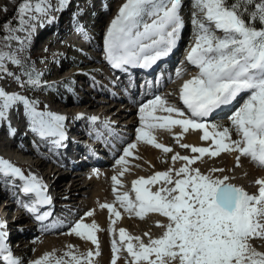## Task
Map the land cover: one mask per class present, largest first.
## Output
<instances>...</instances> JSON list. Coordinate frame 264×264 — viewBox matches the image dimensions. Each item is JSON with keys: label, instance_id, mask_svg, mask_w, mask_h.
<instances>
[{"label": "snow or ice", "instance_id": "6c2138e0", "mask_svg": "<svg viewBox=\"0 0 264 264\" xmlns=\"http://www.w3.org/2000/svg\"><path fill=\"white\" fill-rule=\"evenodd\" d=\"M181 3L182 0H125L105 35V58L111 67L124 71L129 65L150 68L167 57L176 47L184 26L179 11ZM50 7L47 0H21L18 19L21 24H27L38 19L37 14L46 15ZM193 7L195 41L185 59L198 72L180 87L179 99L185 108H178L161 96L142 104L136 141L169 153L172 149L158 143L153 132L156 129L170 131L178 125L184 133L189 129L202 130L201 139L210 140L211 145L181 144L180 147L190 148L199 155L189 157L177 153L171 159L184 161L180 168H169L134 180V199L129 192L119 193L116 186L121 181L115 175L112 177L115 201L126 212L141 219L149 213H158L166 217L168 223L157 221V226L165 231L158 238L145 233L149 236L147 243L120 228L119 245L115 238L111 241V264H116L122 247L131 257V264H264V252L249 243L253 238L264 239V178L255 181L258 191L250 194L243 187L229 183L228 176L212 175L223 169L213 168L203 174L199 168L190 167L206 154L216 157L222 152H237V162L240 156L248 157L264 168V0H193ZM4 28L10 32L17 30L7 24ZM5 59L19 63L0 50V71L3 72H7ZM185 72L186 69H178L176 76L181 77ZM16 79L19 82V77ZM26 83L38 87L39 74L36 77L29 74ZM240 99L243 103L235 107ZM18 102L24 104L33 130L41 137H59L53 141L59 145L65 138L66 117L38 111L35 102L3 88H0V119L6 118L8 110ZM234 107L229 117L231 127L221 128L208 122L207 118L217 110ZM158 111L167 115H157ZM233 131L237 139H232ZM136 146V143L128 144L116 161L121 166L119 176L127 171V158L133 155ZM0 175L6 178L5 183L19 178L22 182L19 191L35 194L31 204L24 205L28 211L37 213L38 206L50 204L47 186L35 174L25 175L19 167L0 157ZM157 184L161 186L156 191L149 187ZM100 207L120 218L121 213L114 204L105 203ZM85 215L91 216L93 212ZM35 218L44 217L37 214ZM98 231L95 221L88 224L81 218L70 234L91 241L96 246L95 253L89 250L77 254L73 246L68 245V251L59 257L54 252L45 253L29 264H93V255H100ZM109 231L115 232V229L110 226ZM0 261L21 264L6 243L3 231H0Z\"/></svg>", "mask_w": 264, "mask_h": 264}, {"label": "bare ground", "instance_id": "6f19581e", "mask_svg": "<svg viewBox=\"0 0 264 264\" xmlns=\"http://www.w3.org/2000/svg\"><path fill=\"white\" fill-rule=\"evenodd\" d=\"M2 3L3 0H0V6L2 5ZM119 6L121 5H118V7ZM182 6L183 0L179 11L183 19L184 26L177 40V43L179 42L180 46H176L167 57H164V59L162 58L163 60L161 59L162 61L160 62L162 65L161 69L158 72L142 73L139 67H133L130 65L126 66L127 71L115 69L111 67L109 62L106 60L105 35L110 22L115 18L116 13H114L110 17L104 34V38L101 41L102 43H100L95 34H92L91 31H86L84 28L82 30H76V34L69 36V42H74L78 46L87 48V51L89 53L90 51L93 52V55L88 57V59L86 60L74 63L76 64V67L83 68L74 71L78 73V76H75L72 70L66 69V72H62V75L60 76L62 78L59 80H65L67 78L74 79L75 77H79L80 79L82 74L89 72L90 75L86 76V78H88L86 82L85 80L81 81V88H78V94L85 95V99L83 100L79 98L78 100H72L71 97L70 99L60 104L57 103L58 101L56 102L52 100L48 104V109L54 111L59 115L71 114L73 122L76 121L79 122V124H86L88 129L89 127L91 129H94L96 126L99 127L101 132L105 133V135L110 138V146L115 145L114 147H110L111 149H113L115 154H113V157L110 158V160L109 157L105 155L106 158H104V160L100 162L88 164L80 163V166L71 170L69 155L70 157H75L76 152H74L73 149H69L67 150V153L65 155L61 150L67 145L73 148L79 146V144L74 143V141H72L71 139L67 140L66 138H64L60 142V144L57 145L53 141L58 140L59 137H41L36 131H34V134L37 137L45 141V145H42L44 148L39 149L34 144L32 145V149L28 146H21L18 143L19 140H17L16 144H13L12 142L0 144V153H3V155H5V157L3 156V158L6 160L9 158L8 160L15 166L19 167L23 172L27 174L31 172L39 177L47 186L46 194L51 198L50 204L38 206L37 213L28 211L24 207V205H30L32 200L35 199V194L26 195L20 192L19 186L22 182L19 180V178L12 179L13 183H11L9 187L10 191L14 193L13 195L17 196L16 198L13 196L6 197L7 195L5 194V198L0 196V222H2V224H0V231H3L1 227L4 222L10 223V225L8 226L9 231L5 232L6 243L8 244L15 257H18L17 254L20 250V247L26 246V236L24 235L25 227H23L24 225H26V223L18 226L17 229L15 226L17 225L15 223V220L23 217L27 220L28 218H32V222L27 223L29 226L34 225V222L36 221L35 223L38 224V227L40 229L39 236H35L37 237L36 242L43 243L42 245L45 249L43 252L44 255L45 253H50L51 250L59 244V241L57 242L59 238L60 240H68V238H70L69 235H71V228L77 221L83 218L84 223L91 224L93 221H95L99 226L100 231H98L96 235L99 239L100 255H93L92 258L93 264H104L102 253L104 247H107L109 245L107 248L110 247L111 250V241L114 238L117 240L119 245V231L117 232L115 230V232L109 231L107 233H103V222L100 217H97L96 210L100 207L101 204L105 203L114 204L115 208L121 213L119 218L121 221L128 224V220L133 217L134 220L132 219V222L134 223V227L137 229L142 228L141 231L136 234L130 230L128 225L126 227H124V225V229H126V231L130 235L140 236L144 240V242L147 243L149 240V236L151 238H158L163 234V227L157 226L156 222L159 221L163 224L164 221L167 220L166 217H163L158 213H149L145 216V218L141 219L135 216L134 213L130 214L123 208V210L119 209L120 205L115 201L116 193L113 192L114 182L112 180V177L115 175L121 181V184L116 186L118 192H129L130 196L134 199L135 193L132 191V182L134 180L138 179L139 177L148 178L149 176L154 175L156 172L166 171L169 168L174 169L176 167V169H178L185 163L182 160H176L174 162L172 161L167 169H162L161 167L159 168L158 166L160 164L157 165V163H159V159L164 155L165 152H163L162 149H158L146 142L136 141V130L140 126V106L150 100H153L156 96H161L166 98L170 104L184 109L185 107L182 101L179 99V91L174 89V85L175 83H178L181 87L185 80L190 79L198 72V69L196 67L187 63L185 59L186 55L184 56L180 51L183 45L182 38L187 30V18ZM28 36L29 35L27 33H24V35L19 38V41L27 39ZM9 40L13 41V39L10 38ZM179 52H181L183 56V61L178 68L186 69L185 74L181 77H177V69H173L170 71L172 74L170 81H162L161 78L159 80L158 74H162L163 76L168 74V68L163 62H167L168 60L171 61L174 54H178ZM51 54L53 55V52H51ZM53 57L55 59L57 58L55 57V55H53L52 58ZM51 65L53 64L51 63ZM102 65L105 66L103 72L101 70H98ZM84 66H90L92 70H86L84 69ZM52 68H54V66H52ZM129 69H132V73L128 72ZM91 73L96 74L91 75ZM91 89L95 90L90 94ZM130 90L132 92H130ZM18 93L24 94L20 92ZM26 96H28V98L32 102L31 96H29L28 94ZM240 104L238 105L240 106ZM239 106L235 105V107ZM235 107L231 109L225 108L223 110H217L207 118L208 122L214 123L216 119H229L230 114L235 110ZM185 114L188 115L187 112H185ZM157 115L167 114L158 111ZM77 117L80 118L76 120ZM91 117H97V119L92 120ZM67 123L68 121H66L65 119L64 130ZM124 132H126L127 134H124ZM111 135L113 138L111 137ZM153 135L156 137V141L158 143L170 147L174 152L173 155L179 153L180 156L191 157L197 154L192 153L190 148L189 151L184 152L183 150H181V144H188L196 147H209L211 145L210 140L205 141L201 139L203 135L202 130L189 129V131L184 133L181 127L178 125L173 126L170 131L167 129H156L154 130ZM173 138L175 139L174 142L176 144L171 141ZM236 138H234L232 133V139ZM114 140L116 141V143L114 142ZM131 143H136L137 146L132 150L133 155L127 158V171L124 172L123 176H119L118 173L121 171V166L117 165L116 161L121 155H123L124 148H126L128 144ZM54 147L58 152V157H56L53 153L52 154L54 156H47L48 151L51 152ZM21 148L25 149V151H20ZM238 155L239 153L237 152H222L219 156L222 157L223 160L227 158L228 162H230L231 164H235V172H232V176L229 177L228 182L236 186L243 187L248 193L251 194L256 186H258L255 184V181L258 178H264V168L258 167L248 157L240 156L239 162H237ZM208 157L211 156L206 154L201 160H199V162H205L206 160H208ZM24 162H27V165H23ZM206 165H208V163H206ZM24 166H26L28 169L24 168ZM190 167L196 168L194 164L190 165ZM210 169L213 168L210 167ZM54 171L56 179L53 178V182L52 184H50V181H47V179L48 176H50ZM150 173L153 174L151 175ZM149 187L153 191L157 190L156 185H151ZM54 195H56L55 199ZM72 206L76 209L71 210V212L68 213ZM89 211H92L93 215L86 216L85 214ZM30 213L32 214V216H30ZM37 214L43 216L44 218L41 220H37L35 218ZM112 216V221L115 220V223H117L116 217L114 215ZM46 220L51 221L45 222ZM110 225L115 229L116 224L113 225L112 223H110ZM13 226L15 227L11 229V227ZM144 226H151L152 230L146 232L143 230ZM31 227L33 230V228H35V225ZM145 233H148L149 236H146ZM85 241L88 246L92 247L91 241ZM56 242L58 244H56ZM53 244H56V246H54ZM253 246L256 247L257 250L264 252V239L261 244H254ZM91 251L95 253L96 247ZM110 252L113 257L112 250ZM119 255H128V253L122 247L118 256ZM110 260H112V258ZM127 260L131 263V257L128 256ZM0 264H4V262L0 261ZM21 264L29 263L21 262Z\"/></svg>", "mask_w": 264, "mask_h": 264}, {"label": "rangeland", "instance_id": "374dc122", "mask_svg": "<svg viewBox=\"0 0 264 264\" xmlns=\"http://www.w3.org/2000/svg\"><path fill=\"white\" fill-rule=\"evenodd\" d=\"M73 1L74 0H62L61 2V0H47V3L50 4L51 7L48 9L47 14L46 15L43 14V16L49 17L51 16V13L54 11L62 12L66 10L68 6L72 5ZM79 2L82 5L81 6L79 4L80 6L79 13L84 18L85 25H87L88 29L91 30V32L95 34V36L98 38L100 43H102L101 41L104 38V34L106 31L108 22L110 20V17L114 13H116L117 15L118 10L121 7V6L118 7V5L124 4L125 0H87L86 3L83 0H79ZM20 3H21V0H3V3L0 6V23L2 25V28L0 29V50H2L5 53L10 54L15 60L19 61L18 64L13 63L9 59H5L3 61L4 67L7 69V72L0 71V88H3L5 90L12 88L20 93H24L25 95L28 94L29 96H31V98L33 97L32 101L33 100L40 101L42 107H36L38 111H47L48 104L52 100L56 102L58 101L57 103L60 104L61 103L60 98H62V96L64 95L71 94L70 92L75 93V95L78 96L79 95L78 88L81 85L80 82L84 80L86 82V80L88 79L86 78V76L87 75L89 76L90 74L89 72H87V73L82 74L80 79L79 77H75L74 79L71 78L72 80H69L68 83L64 82L63 84L62 83L60 84L58 82L62 81V80H59L62 78L60 77L62 74L57 72V74L54 76V78L56 79L53 80L56 83L53 84L51 81V83L47 85L48 79H43L42 74L55 73L54 71H52L54 69L52 68L53 65H51V59L54 58V57L52 58V56L55 55V57H58L59 51L64 52L66 49V45H69L70 42L68 41V36H66L61 41L59 31L55 35H53V37L44 38L43 34L45 33V31H48L51 28H53V26L51 27L48 24L46 28L42 30L41 33L37 37V31L33 27L35 25V22L31 20L27 24L20 23L18 19V13H17V8ZM184 6H185V14L187 18V27H186L187 30L185 32V35L182 38L183 45L180 51L185 56L187 55V53L189 52L191 46L194 44V41H195V28L193 25V12L195 11V9L193 7V0H183L182 7L184 8ZM37 15L39 17L42 14H37ZM5 24L9 25L12 29H17V30L10 32L9 29L4 28ZM62 24L63 26H65L66 23L62 22ZM60 26L62 27V25ZM61 27L59 28L61 29ZM82 29L83 27L77 30H82ZM24 33H27L29 35L28 38L24 39L23 41H19V38L23 36ZM217 34L219 35L220 33L217 32ZM10 36L18 37V39L10 38V39H13V41H10L9 38L6 39V37H10ZM52 50L54 51L53 55L51 54ZM83 50H85L86 53ZM92 55H93V52L90 51L89 53L87 51V48L78 46L76 44V45H73L71 48L70 57L65 58L63 63L65 62L67 63V66H66L67 70H72L74 72L76 70L83 69V68L76 67V64L74 63H78L83 60H86L88 59V57ZM104 68L105 66L102 65L98 70H101L103 72ZM66 69L64 72H66ZM84 69L92 70L90 66H84ZM29 74H31L33 77H36V74H39L40 85L38 87H31L26 83V81L29 78ZM95 74L91 73V75H95ZM16 77H19V82L17 81ZM66 88L68 90L70 88L69 92H67L68 90H66ZM94 90L95 89H91L90 94L93 93ZM70 96H72V94ZM79 118L80 117H77L76 120ZM214 123L221 128L231 127L229 119H224V120L216 119ZM232 133H233L234 138H236L237 136L235 132L233 131ZM124 134H127V133L124 132ZM19 139L21 138L19 137ZM174 140L175 139L173 138L171 141L175 143ZM114 142L116 143L115 140ZM32 145H33V139L31 140L30 138L28 139L26 146L32 149ZM181 150H183L184 152H187L189 151V148H181ZM173 154H174L173 151L169 153H164V155L159 159V163H157V165L160 164L158 167L159 168L161 167L162 169H167L172 162L171 158ZM195 155H199V154L197 153ZM3 156L5 157L3 153H0V157L3 158ZM227 160H228L227 158L223 160L222 157L220 156H216L214 158L208 157V160H206L205 162L201 163V161L199 162L198 160L194 163V165L196 168H199L203 174H207L209 172L210 167H212L216 169H223L222 172L212 173L214 177H223V176L231 177L232 172H235V164H231ZM206 163H208V165H206ZM24 168L28 169L26 166H24ZM174 169H176V167ZM53 178L56 179L55 171L50 176H48L47 181H50L49 183L52 184ZM5 179H6L5 177L0 175V196L4 197L5 195H7L6 197L13 196L16 198L17 196L13 195L14 193H12V191H10L9 189L10 184L13 183V180L9 179L8 182L5 183ZM160 186H161L160 184H157L156 188L158 189V187ZM257 191H258V186H256V188L251 194H255L257 193ZM74 209L76 208L72 206L70 211H68V213ZM119 209L123 210L122 207H119ZM96 211H97V217L98 218L100 217V219L103 222V228H102L103 233L109 232V228L111 226L110 223H112V219H113L112 214H110L106 208H101V207H99ZM30 216H32V214ZM132 219L133 217L128 220V224H127L126 222H123L120 219L116 218L117 223H115L116 224L115 230L118 232L119 229L122 228L124 225H125L124 227L128 225L130 230L137 234L139 231H141L142 228H139L140 230L135 228L134 223L132 222ZM50 221L51 220L49 221L46 220L45 222H50ZM28 222H32V218L31 219L28 218V220L25 219L24 217L19 218L18 220H15V223L17 225L14 224L17 228L18 226L23 225V223H26V225L23 226L25 227L24 235L26 236L25 238L26 246H24L25 248L21 246L23 248L20 247V250L18 251V254H17L18 255L17 258H19L22 263L24 262L29 263L30 261L36 260L37 258L43 255V252L45 250L44 246L42 245L43 243L36 242L37 237L35 236H39L40 234V229L38 227V224H36L35 223L36 221H35L34 222L35 228H33L32 230L31 226H34V225L29 226L27 224ZM130 222H132L133 224ZM167 223H168V220H165L163 224L166 225ZM15 226L11 227V229H13ZM143 230L147 232V231L152 230V227L144 226ZM162 231L164 232L165 228H163ZM69 236L70 238H68V240L66 241L65 239L60 240L59 238V240H57V242L59 241V244L56 242V244H58L57 246L56 244L55 245L53 244L56 247L53 246L54 248L51 250V252H54L57 257L63 255L64 252L68 251V248H67L68 245H72L73 251H76L77 254L87 253L89 250H93L96 247L93 244H92V247L88 246L84 239L76 236L75 234H71ZM262 241L263 239L261 238H253L249 241V243L253 246L254 244L255 245L261 244ZM107 247H104V250L102 252L104 264H110L111 262L110 259L112 258L110 247L109 248ZM127 257L128 255H119V258L117 259L116 264H131L127 260Z\"/></svg>", "mask_w": 264, "mask_h": 264}, {"label": "trees", "instance_id": "16d2710c", "mask_svg": "<svg viewBox=\"0 0 264 264\" xmlns=\"http://www.w3.org/2000/svg\"><path fill=\"white\" fill-rule=\"evenodd\" d=\"M257 27H259V24H257ZM2 28V25H1V23H0V29Z\"/></svg>", "mask_w": 264, "mask_h": 264}]
</instances>
